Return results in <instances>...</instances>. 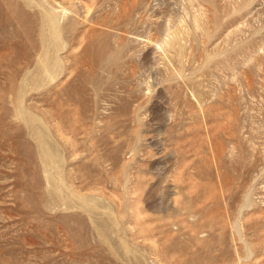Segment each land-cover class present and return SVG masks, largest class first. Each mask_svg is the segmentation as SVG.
Masks as SVG:
<instances>
[{"label":"rangeland","instance_id":"rangeland-1","mask_svg":"<svg viewBox=\"0 0 264 264\" xmlns=\"http://www.w3.org/2000/svg\"><path fill=\"white\" fill-rule=\"evenodd\" d=\"M0 264H264V0H0Z\"/></svg>","mask_w":264,"mask_h":264}]
</instances>
